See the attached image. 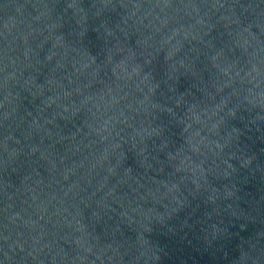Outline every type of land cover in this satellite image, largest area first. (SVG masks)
Listing matches in <instances>:
<instances>
[{
	"label": "water",
	"instance_id": "95a60500",
	"mask_svg": "<svg viewBox=\"0 0 264 264\" xmlns=\"http://www.w3.org/2000/svg\"><path fill=\"white\" fill-rule=\"evenodd\" d=\"M264 245V0H0V264Z\"/></svg>",
	"mask_w": 264,
	"mask_h": 264
}]
</instances>
